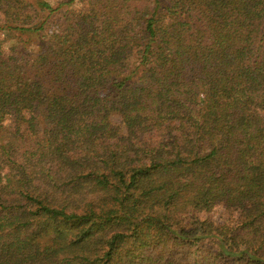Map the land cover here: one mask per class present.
<instances>
[{"label": "trees", "instance_id": "1", "mask_svg": "<svg viewBox=\"0 0 264 264\" xmlns=\"http://www.w3.org/2000/svg\"><path fill=\"white\" fill-rule=\"evenodd\" d=\"M87 1L0 0V264H264V0Z\"/></svg>", "mask_w": 264, "mask_h": 264}, {"label": "rangeland", "instance_id": "2", "mask_svg": "<svg viewBox=\"0 0 264 264\" xmlns=\"http://www.w3.org/2000/svg\"><path fill=\"white\" fill-rule=\"evenodd\" d=\"M94 8V4L87 0H78L77 9L80 12H90ZM115 123L119 124V121H115ZM9 136L7 134H2L0 139L9 140ZM17 147V146H16ZM18 147L16 148V150ZM15 152L17 153V151ZM9 185V178L5 173L4 164L0 160V193L5 192ZM215 223L218 225H223L227 221V215L222 209H218L213 215L210 217Z\"/></svg>", "mask_w": 264, "mask_h": 264}]
</instances>
